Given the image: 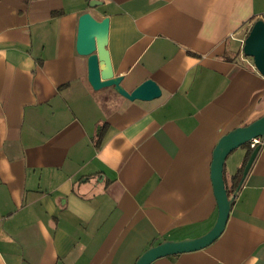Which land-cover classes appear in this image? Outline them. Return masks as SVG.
I'll return each instance as SVG.
<instances>
[{"label": "crops", "instance_id": "crops-1", "mask_svg": "<svg viewBox=\"0 0 264 264\" xmlns=\"http://www.w3.org/2000/svg\"><path fill=\"white\" fill-rule=\"evenodd\" d=\"M110 19L130 100L94 89L79 17ZM264 0H0V264H135L218 217L214 148L264 114V76L243 53ZM247 148L226 159L229 184ZM222 234L150 264H264V141Z\"/></svg>", "mask_w": 264, "mask_h": 264}, {"label": "water", "instance_id": "water-1", "mask_svg": "<svg viewBox=\"0 0 264 264\" xmlns=\"http://www.w3.org/2000/svg\"><path fill=\"white\" fill-rule=\"evenodd\" d=\"M109 26L108 16L99 20L91 12L86 11L79 17L76 49L80 55L87 56L88 80L91 86L96 90L113 86L117 92L130 100H150L159 97L162 90L153 78L144 80L130 91L122 84V76L115 75L107 48ZM242 49L245 56L253 58L255 68L264 76V17L252 24ZM257 136L264 139V114L248 124L238 126L223 134L214 148L211 180L218 205V217L213 227L195 238H184L178 241L166 240L153 245L139 256L135 264H150L159 257L205 248L222 234L236 196L235 194L229 196L225 185L226 159L233 150ZM260 147L261 145H257L248 158L237 189L242 185Z\"/></svg>", "mask_w": 264, "mask_h": 264}, {"label": "trees", "instance_id": "trees-1", "mask_svg": "<svg viewBox=\"0 0 264 264\" xmlns=\"http://www.w3.org/2000/svg\"><path fill=\"white\" fill-rule=\"evenodd\" d=\"M243 146H245L247 148V154H246V158L243 162V164L239 167V170L237 172V174L234 176L235 180L232 181L231 184H229L228 182V179H227V176H226V165H225V173H224V178H225V185H226V188H227V192H228V195L229 196H232L234 194V192L236 191L237 187H238V184L240 182V179L242 177V174H243V169L245 167V164L248 160V158L250 157L251 153L253 152L254 148H252L250 146V143H246L244 144Z\"/></svg>", "mask_w": 264, "mask_h": 264}, {"label": "built area", "instance_id": "built-area-1", "mask_svg": "<svg viewBox=\"0 0 264 264\" xmlns=\"http://www.w3.org/2000/svg\"><path fill=\"white\" fill-rule=\"evenodd\" d=\"M263 141H264V139H262V137L257 136V137L252 138V139L249 141V143H250V146H251L252 148H255L257 145H261V144H263Z\"/></svg>", "mask_w": 264, "mask_h": 264}, {"label": "rangeland", "instance_id": "rangeland-1", "mask_svg": "<svg viewBox=\"0 0 264 264\" xmlns=\"http://www.w3.org/2000/svg\"><path fill=\"white\" fill-rule=\"evenodd\" d=\"M247 57V56H246ZM249 60H251L250 62H253V58L252 57H247ZM239 148V147H238Z\"/></svg>", "mask_w": 264, "mask_h": 264}]
</instances>
